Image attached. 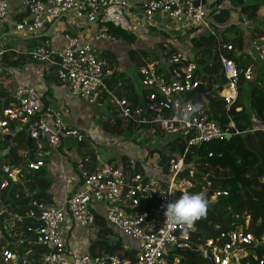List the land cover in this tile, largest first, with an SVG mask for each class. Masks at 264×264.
<instances>
[{
  "label": "built area",
  "instance_id": "obj_1",
  "mask_svg": "<svg viewBox=\"0 0 264 264\" xmlns=\"http://www.w3.org/2000/svg\"><path fill=\"white\" fill-rule=\"evenodd\" d=\"M20 4L25 16L14 28L16 33L30 38L41 36L49 26L64 18H73L97 26L95 43L114 41L107 28L101 25L102 16L112 8L124 11L130 19L139 12L150 22L156 15L168 17L178 23L186 35L200 28L217 37L209 21L206 0H147L140 7H132L123 0H20ZM9 7L10 0H0V23L7 22ZM242 24L244 32L249 29L246 22ZM217 39L222 86L209 87L198 71L192 52L186 47L162 61L143 60L138 72L146 95L139 105L129 102L110 85L109 82H116L119 73L116 63L104 57L96 45L85 43L70 32L64 35L65 46L60 50L53 49L50 40L33 49L13 50L17 57L52 70L57 82L67 87L71 97L90 105L107 103L122 128L136 133L140 143H162L169 149L159 150L156 163L160 166V179L148 177L143 165L133 158H127L126 165L99 166L98 157L96 166L90 171L83 163L79 165L80 190L72 193L62 205L32 201L26 218L40 223L34 243L45 250L42 264H180L182 258L175 252L192 250L195 237L200 242L197 250L205 258L208 251H212L216 264H244V261L251 264V260L264 264V239L255 240L250 231V216H246L244 227L218 231L220 234L215 239L204 242L199 237L202 216L190 224L174 223L164 216L163 206L184 193L201 194L206 206L230 194L227 189H213V183L208 181L211 175L197 182L198 169L208 167L206 160L215 155L209 153L206 160L194 161L193 166L187 162L189 155L204 144L264 132L262 122L256 120L251 130L241 131L237 127L231 108L237 101L241 82H251L254 71L252 66L242 68L236 63L231 56L235 48L230 42ZM259 41L264 43V38L253 41L252 46L259 60L264 61V46H260ZM4 54L5 50H0V59ZM200 86L209 88L214 93L213 98L222 101L225 111L219 116L225 124L211 118L206 98L197 105L196 96L186 97ZM13 98L10 108L3 112L0 130L8 133L10 122L16 121L28 138L37 142L34 161L26 167L30 172L43 170L46 148L57 149L64 138L87 141L83 133L64 122V109L57 110L46 103L34 88L19 84ZM174 143L179 144L176 151L171 150ZM21 171L19 167L3 168V177L8 180L0 179V190L11 180L21 181ZM97 216L103 217L115 232L132 242L129 250L135 251L134 259L103 253L80 255L72 260L63 232L66 219L69 217L83 228H94ZM13 218L14 222L7 224L11 226L10 231L24 221L21 216ZM1 260L15 263L18 258L4 251Z\"/></svg>",
  "mask_w": 264,
  "mask_h": 264
},
{
  "label": "trees",
  "instance_id": "obj_2",
  "mask_svg": "<svg viewBox=\"0 0 264 264\" xmlns=\"http://www.w3.org/2000/svg\"><path fill=\"white\" fill-rule=\"evenodd\" d=\"M264 4V0H216L206 7L209 10V21L216 31L217 37L223 42H230L235 51L232 53L233 59L242 67L247 68L250 62L244 61L245 55V37L241 27H237V21L244 18L251 22L257 20L259 11ZM108 30V34L117 41L124 42L128 45H135L137 36L129 32L120 25L112 21L102 22ZM189 35L188 47L193 54L197 63L198 71L204 81H207L209 87L213 85L223 84L221 76L220 54L218 51L219 42L217 37L203 32L202 29H193ZM257 38V35L255 34ZM260 38H264L260 36ZM42 42L48 41L47 37H40ZM163 48V45H160ZM165 52V50H164ZM178 53L174 48L167 51L165 57ZM106 55L108 53H105ZM131 59L141 56L149 62H154L157 58L154 55L146 53L142 50H132L129 53ZM110 57V56H109ZM112 63H116V59L110 57ZM259 62V67L254 68L256 79L253 86L248 83H242L239 88L237 101L231 108V114L237 123V127L241 131L251 130L253 127V115L258 112L257 121H261L264 126V61ZM36 64L33 61H27L23 57H17L13 50L6 49L5 54L0 59V120L3 119V112L10 108L14 101L15 85L12 82V71H21L26 65ZM259 77V78H258ZM261 77V78H260ZM56 78V77H55ZM3 79V81H2ZM57 80V79H56ZM117 80V79H116ZM9 85L10 87H6ZM111 86L115 81L109 82ZM146 95L144 91L143 96ZM124 96L134 105L142 104L138 94H134L131 86H126ZM237 109H241L237 112ZM224 105L218 100L213 120L220 124L225 121L219 115L224 114ZM260 123V122H259ZM114 133L127 131L133 133L131 129L122 128L120 121H116L114 126L105 127ZM78 153L82 158V163L89 171L97 164V154L95 150L87 144V142H77ZM172 144H170L171 146ZM46 147V145H44ZM179 144L174 143L171 150L176 151ZM181 149V147H180ZM38 150V144L35 141L29 142V138L21 124L11 121L9 132L4 133L0 130V179L8 180L3 177V165L12 167H21L22 180L9 181V185L0 190V261L5 264L1 257L4 251L12 253L18 260L14 264H42V257L45 254L43 247L36 245L35 239L40 223L33 219L26 218L30 210V203L51 202L50 188L51 180L46 177V171L43 169L38 171V175L33 179V173L26 167L30 161H34V154ZM23 153V155H21ZM215 155L211 159L208 154ZM218 155H221L219 158ZM206 160L208 167L199 168L197 172V182H202V177L211 175V177L219 179L234 178L236 183H213V189L222 186L229 190L228 197L219 199L217 203L206 206V211L202 216L200 225V238L203 242L209 239H215L216 234L202 228V225L210 226L215 231L236 230L244 227L246 216H250V231L254 235L256 241L264 239V132L247 133L244 136H236L230 140L222 142H212L204 144L195 150L194 154L189 155L187 162L193 166L194 161ZM127 158L122 159V165H126ZM139 167V165H138ZM28 185L26 186V184ZM200 190L196 191L199 192ZM21 216L24 221L16 224L12 230V235L18 233L22 235L23 242L9 237L6 233L5 225L10 224L11 217ZM237 216L239 218H237ZM96 226L99 228L98 238L90 247L91 255L98 256L103 253L119 254L123 257L134 259L135 251L129 250L125 245L130 242L123 240L122 236H118L113 240L115 231L108 225L103 217L97 216ZM16 230V231H15ZM14 232V233H13ZM18 235V236H19ZM125 241L126 243L124 244ZM193 249L185 251H176L175 254L181 257L180 264H210L203 253L197 250L200 244L193 239ZM264 248V244L262 245ZM246 261H244V264ZM251 264H256L251 260Z\"/></svg>",
  "mask_w": 264,
  "mask_h": 264
},
{
  "label": "crops",
  "instance_id": "obj_3",
  "mask_svg": "<svg viewBox=\"0 0 264 264\" xmlns=\"http://www.w3.org/2000/svg\"><path fill=\"white\" fill-rule=\"evenodd\" d=\"M128 5L132 7H140L145 4L147 0H123ZM216 0H206L207 5H211ZM112 11H115L112 13ZM124 14L130 26L123 25L120 13ZM259 16L257 20L247 21L245 18L242 21H237L234 24L237 27L243 28L244 22L250 25L251 36L244 32V37L249 43H245L243 54H247L250 57L251 61H257L251 56V44L250 41L260 40V36H263L264 33V4L259 11ZM114 16V19L111 16ZM25 14L22 12L20 0H10L9 15L6 23H0V50H22L29 47H35L42 43L40 37H47L50 40V45L53 49L60 50L64 48L65 41L64 35L68 32L79 37L85 43H92L98 47L101 53L109 59L110 57L116 59V66L118 67L119 73L115 84L112 86L113 89L119 91L124 95L125 87L131 86L134 94H138L140 97L143 96L144 89L140 84L139 77H137L136 86L133 84V74L130 72L131 68H134L137 75H139L138 69L141 66L143 60L139 55L134 60L130 58V51L132 50H142L146 53L152 54L157 58L154 62L162 61L167 54V51L174 48L177 51H184L188 47L189 35H186L184 29L173 20H165L167 17L162 18L159 15L153 17V19L148 21L144 18V15L139 12L137 13L134 19L128 18L124 11H121L117 8H112L102 16V21H112L117 25L122 26L131 33H134L137 36V42L135 45H128L121 41H109V42H99L95 43L92 34L96 32L97 26L90 25L85 23L82 20H71L64 18L61 21L55 23L52 26H49L47 30L39 37H26V39H17L8 38L11 33L12 28H14L15 23L19 22ZM117 17V18H116ZM257 35V38L255 37ZM249 37V38H248ZM253 38V39H252ZM259 45L264 46V43L258 42ZM163 45V48H158V45ZM247 46V47H246ZM249 47V49H248ZM190 48V47H189ZM165 50V52H164ZM105 53H108L107 55ZM164 53V55H163ZM256 53V52H255ZM255 55V54H254ZM110 56V57H109ZM258 58V57H257ZM12 82L15 87L19 84L27 85L34 88L37 93L42 97V99L47 103L53 105L55 109L60 110L64 109L69 111V116H64V122L70 126L74 127L70 120L72 119L71 108L68 104L70 98L69 91L66 86L61 85L57 82L54 73L48 68H44L39 64L26 65L21 71H12ZM106 104H103L99 107H105ZM68 107V108H67ZM114 116V115H113ZM64 149V151L62 150ZM46 153V154H45ZM44 153V160L46 167L44 170L47 173V176L51 179V203L57 205H62L72 193L80 190L79 182L76 180V175L74 169L77 167L78 161L81 159L76 155L75 151L71 149V146H63L59 150L55 151L50 148H46ZM23 155V153L21 154ZM119 165H122V161ZM3 168H16L10 165H3ZM21 168V167H19ZM5 225L6 233L11 238L23 242L22 235H19L17 232L12 235V231L9 229L11 226ZM12 224V223H10ZM16 231V230H15ZM64 235L67 239L68 252L71 253V258L77 259L80 255L91 254L90 247L98 238L99 228L95 226L94 228H83L74 224L71 219L68 217L63 227ZM19 235V236H18ZM116 240L120 234L115 232ZM2 236H0L1 238ZM121 237V236H120ZM132 243L126 238H121ZM124 244L126 243L123 241ZM126 248H130V245H125ZM0 264L2 262L0 261ZM5 264H14L13 262ZM76 264H78L76 262Z\"/></svg>",
  "mask_w": 264,
  "mask_h": 264
},
{
  "label": "rangeland",
  "instance_id": "obj_4",
  "mask_svg": "<svg viewBox=\"0 0 264 264\" xmlns=\"http://www.w3.org/2000/svg\"><path fill=\"white\" fill-rule=\"evenodd\" d=\"M115 11H112V13ZM121 19L123 22V25L130 26L128 23V20L122 14L120 13ZM112 19H114V16H111ZM117 18V17H116ZM169 20L170 18H166L165 20ZM77 20V19H71ZM173 20V19H170ZM174 21V20H173ZM245 32L251 36V30L247 29ZM242 34H245L244 32ZM95 33L92 34V37L94 38ZM26 39L25 35H21L16 33L15 28H12L11 33L9 34L8 38L13 39ZM249 38V37H248ZM253 39V38H252ZM244 43H249L245 39ZM251 44V56H253L254 59H257V54L255 53V49L252 46L253 43L250 41ZM160 45H158V48H160ZM247 47V46H246ZM34 47H29L28 49H33ZM249 49V47H248ZM100 51V50H99ZM255 54V55H254ZM245 58L244 61L250 62V66H252V69L254 71V78L251 80V82L248 83V85L253 86V81L257 80L255 70L254 68L259 67V62L257 61H251L250 57L247 54H244ZM130 72L133 74V84L136 86V79L140 75H137L134 68H131ZM259 78V77H258ZM261 78V77H260ZM3 81V79H2ZM6 87H10L6 83ZM68 104L71 108L70 112L72 115V119L70 120L71 124L79 130L81 133L85 135L87 138V144L90 145L96 152L97 157H99L98 164L99 166H103L105 164H111V165H119L123 158H133L135 160H138L143 167L145 168L146 175L151 178H162L160 166L157 165V160L159 159V150H168L169 149L162 143H150L148 145L147 142L140 143L138 141V135L136 133H129L127 131H123L121 133H114L110 129H106L105 127H112L114 126V123L116 121H119V118L117 116H113V108L109 105H106L105 107H99L97 105H90L82 102L81 100L77 98H70L68 101ZM68 108V107H67ZM69 111H65L64 116H69ZM261 115L256 112L253 115V121H257V117ZM76 140L64 138L61 145L57 149L52 150H59L63 146H71V149L75 151L76 155L80 156L78 153V149L76 146ZM64 151V149H62ZM82 163V158L78 161L77 167L74 169V173L76 175V180L80 184V168L79 165ZM160 172V173H159ZM46 177L51 180L46 173ZM164 179L167 178L166 176L163 177ZM220 189H224L222 186L219 187ZM247 221V218L246 220ZM10 222H14L13 216L10 219Z\"/></svg>",
  "mask_w": 264,
  "mask_h": 264
},
{
  "label": "clouds",
  "instance_id": "obj_5",
  "mask_svg": "<svg viewBox=\"0 0 264 264\" xmlns=\"http://www.w3.org/2000/svg\"><path fill=\"white\" fill-rule=\"evenodd\" d=\"M206 203L201 194L184 193L179 199L163 206L165 219L178 224H190L204 215Z\"/></svg>",
  "mask_w": 264,
  "mask_h": 264
},
{
  "label": "water",
  "instance_id": "obj_6",
  "mask_svg": "<svg viewBox=\"0 0 264 264\" xmlns=\"http://www.w3.org/2000/svg\"><path fill=\"white\" fill-rule=\"evenodd\" d=\"M193 96L197 97V103H196L197 105L201 103V99L203 97L206 98L209 101L210 108H211V118L213 119L215 111H216V104H217V101L213 98L214 93L209 88H206L204 86H200L194 92L188 93L186 95L187 98H190V97H193ZM143 101L144 100L141 99V102H143ZM29 142L31 143L30 139H29ZM37 175H38V173L34 172L33 173V179H35V177ZM208 181L212 182V183H236L237 182V180L234 179V178L219 179V178H215V177H209ZM27 185H28V183L26 184V186ZM211 208H213V205H211ZM202 228L207 230V231H209V232H212L213 234H216V235L220 234L219 232L213 230L210 226L202 225ZM206 258H207V260H209L210 264H216L215 260H214V257H213V254H212V251H208V254H207Z\"/></svg>",
  "mask_w": 264,
  "mask_h": 264
}]
</instances>
